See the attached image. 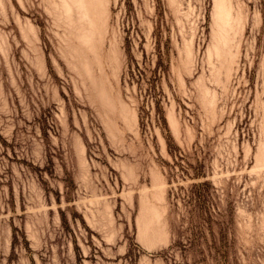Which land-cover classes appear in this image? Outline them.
Here are the masks:
<instances>
[{"label":"rangeland","instance_id":"obj_1","mask_svg":"<svg viewBox=\"0 0 264 264\" xmlns=\"http://www.w3.org/2000/svg\"><path fill=\"white\" fill-rule=\"evenodd\" d=\"M0 264H264V0H0Z\"/></svg>","mask_w":264,"mask_h":264},{"label":"trees","instance_id":"obj_2","mask_svg":"<svg viewBox=\"0 0 264 264\" xmlns=\"http://www.w3.org/2000/svg\"><path fill=\"white\" fill-rule=\"evenodd\" d=\"M163 70V69H162ZM133 71V70H132ZM161 73V72H160ZM162 73H163V71H162ZM162 73H161V75H162ZM130 75H132V78H133V76L134 75H136L137 77H138V82H142L143 81V79H144V77H143V72H142V70L141 69H139V68H137V71H135L134 73H132L131 72V70H130ZM160 79V78H159ZM154 84V83H153ZM154 89H155V87L154 86H152ZM156 107L158 108L159 106H160V101L159 100H157L156 101ZM161 118H162V120H164V117H162L161 116Z\"/></svg>","mask_w":264,"mask_h":264}]
</instances>
